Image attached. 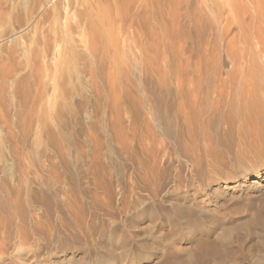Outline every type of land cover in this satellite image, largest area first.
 <instances>
[{
    "label": "rangeland",
    "instance_id": "374dc122",
    "mask_svg": "<svg viewBox=\"0 0 264 264\" xmlns=\"http://www.w3.org/2000/svg\"><path fill=\"white\" fill-rule=\"evenodd\" d=\"M50 1L49 0H0V39H1L0 40V64H1L0 66L1 67L4 65L7 66L8 69L11 70L13 73V74H10L12 79L10 78V75L8 76L9 78H7V76H6L5 78L3 77L4 78L3 79L1 77L2 69L0 67V69H1L0 70L1 71L0 77L3 80L1 83V79H0V90H1L0 92L3 93V94L0 93V96H1L0 97V105H1L0 106V175L2 176L0 178V181L7 182L12 187H15L17 185L16 183H18V180H16V179L19 177V170H18V165H17L19 162L17 160H15V162L17 161V163H15L14 160L13 161L11 160L12 157H10L11 156L10 155L11 150H14V148H15L12 144L15 145V143H16L15 150L19 149L18 151H21V152L23 151L22 154L25 156L23 159V162L26 165H28L29 168H31V173L28 176V180L30 181V183H29V186H27V189L29 188L30 190L27 191V189H26V194H27L26 197L28 198V200L30 202L28 207H27L28 213L30 214L31 218L33 217L32 220H34L33 221L34 227L31 225L29 227V225H28V229H29L28 230V242L29 243L26 244V245H28V247L26 245L23 246V247H26L27 249L26 248L24 249L21 247L19 249V250H21V252H19V250L16 249L17 241L13 240L12 245L14 244L13 246L15 248L12 247L10 249H12V250L15 249V250L13 252H12V250H9L7 256L5 255L6 256L4 258L5 260L0 259V264H5V263L10 264L11 261L12 262L14 261L15 263H18V264H30L32 262H33L32 264H56V263L58 264L61 262L68 263L69 259H71V261L73 260L71 262L72 264H96L99 261L103 260V257L108 256L110 253H112L113 255L115 254L116 256L117 255L119 256V254L121 255V253L123 252V246L122 245L124 244V241H126V239L128 240V238L130 239V240H128V243L130 244V248H132L133 250L130 249L131 251L129 252L128 257L125 256L123 258V261L125 260L124 262L127 264H147V262H151V261H149V258H148L149 257L148 255L151 252V250H150V248H148L147 245H149L152 242V239H151L152 237H150L146 234L145 229L147 226L151 225V223H150L151 217L148 215H144L142 217V219L138 220V223H139L138 224L139 227H137L138 230L137 229L133 230L134 228L128 229L126 227V224H124V223L126 221V217L130 218L133 214L131 215V213H125L126 210H124L123 204L120 203L119 201H117L118 200L117 196L120 193L119 184H116L117 181L114 179L113 188L115 187L114 193L116 191L118 194L117 193L114 194L113 198H111L114 201H112L110 199V197L106 196V194H104L102 192L101 189H99L98 187L96 188V185L94 187L95 183H93L92 179L90 180L89 178H86L84 175L78 176L73 170L66 171L64 169V171H63V168H61V165L59 164L60 161L58 159L59 157H58V153H57V151H58L57 148H59V145L61 146L62 139L67 138V137H73V138L75 137V135L78 131L77 117H79L80 112H83L85 110L84 111L85 112V119L83 118L84 119L83 120L84 121L83 126H84L85 131H87L89 126L92 124V122L93 121L96 122V119H98V118H99L98 119L99 124L102 122L100 124L101 127H105L104 125H106L105 122L107 121V119L105 118V114L102 113L99 116L96 115V113H94V107H95L94 105H97V103H99V104H101V106H103V105L106 106L108 101L113 100V98H112V97H114L113 93L114 94L117 93V94H115V96H117L127 86L128 87L130 86L129 88H131V89L137 88V87L147 89V87H148L147 90L152 91V92L155 91L154 89L158 88V81L156 78L157 77L156 69L159 66L160 53L157 54V48L159 50L158 52H160V50L162 52L163 44L168 43V40H164L161 38V35L163 34V32H162V28H161L159 22L163 21L164 25H166L169 29L174 28L173 30L175 31V37L173 38V43L175 44L176 48L178 50H180V51H178V52H180V54L177 55V53H176L175 56H173V57L168 56L169 59L167 58L169 60L168 61L169 63L165 69H166L167 74L170 77L172 76V81H170V84H168V88L170 90H175V88H176L175 87L176 76H179L180 78L184 77V80L185 79L187 80L189 75H191V73L194 70L195 71L197 70L198 75H201L202 78L206 79V78L211 77V79L213 80L215 76H219V77H221V79H223L222 81H227L225 84L223 83L224 86L221 89L220 104L222 105L221 109L223 110L224 115L227 117L229 115L231 116V114H232V115H234V119L231 120V122L229 121V123H228L229 125L228 124L221 125L219 135H217V136L215 135L216 137L214 136V138H212L214 140L211 139L213 142L212 141L209 142L210 140L205 141V139L199 140V142H202L201 144L198 142V140L195 142L197 147H199L201 145L200 146L201 150H199L200 147L198 148V150L200 151L201 154L204 153L205 150H207L206 149L207 147H209V149L212 150L215 147V145H217L215 148L218 151H216V149L214 148L216 152L213 149L212 152H214V153H212L210 155L209 154L205 155L203 158V161L206 160L207 163L203 162L201 167L203 168V165H204V167H205L204 170L210 169L211 176L213 174L212 178L216 181L218 180L217 182L220 183L219 186H221V187H224V186L228 187V186L236 183V181L243 182L244 181L243 174L245 172H248V174H253L255 170H258V169L264 170V106L261 107V110H260L261 112L259 111L260 112L259 115H258V113L256 114V118L252 119L250 117V116H252L251 115L252 110H251V108H245L244 103L242 101L243 96H242L241 90L244 87H241V82H240V77H239L241 74H246V73L249 75H252V73L255 69H257L259 71L260 77H262V76L264 77V61L261 58V56L257 57L258 45H257V41L254 39V37H255L254 32H256L255 29L257 26L255 25V23H253V20L250 17V15H251L250 12H252L254 10L250 6V3L246 4L247 2L245 0H242V1L241 0H234V1L230 0L231 1L230 7H226L228 9L224 10L225 13L222 15V18H220V20L217 24V27L214 29V26H212V23L209 21L210 18L213 17V10L211 8H204L203 7V4H204L203 0H189V1L188 0H174L175 3L174 2H172V3L168 2V4H167V1H170V0H166V1L164 0V3L161 2L162 0H138V1L133 0L132 2H130L131 0H122V2H119L120 0H112V1L111 0H101L102 3L105 4L104 5L106 7L105 9H107L106 12H109L108 13L109 15L104 13V14H102V16H100L102 19V22L106 20L105 22H107V29H112V31L115 30L114 31L115 33H116V30H117V32L126 30L127 36H129V39H130V41H129V39H128V41L132 45H130L128 47V48H130V51H128L124 55L111 54L112 56L111 55H104L105 57L103 55H101V57L96 56L98 58L99 62L97 61L96 57L94 58L95 60L94 59L92 60V61H94L93 67H94V71L96 74L95 80L97 79L96 83H95V81L90 79V75H88L89 72L88 71L86 72V69L88 70V67H85V66H87L88 60L91 61V58H87L88 56H87V53L85 52L84 47H81L80 51H77V52L72 50V46L79 47V46L83 45V42L81 41V40H83L82 35H84L85 31L87 32V30L89 29V27L91 25V19H90V16L88 14V11H86L85 8H80L81 0H72V1L71 0H59V1L58 0H50ZM134 1H136L135 4L137 3L136 6H134L135 5ZM182 1H183V3H182ZM226 1H228V0H226ZM115 2L118 4V6ZM39 3H40V5H39ZM60 4L62 6H60ZM138 4H139V6H138ZM170 4H171V6H170ZM119 5H121V6H119ZM72 6H73V8H72ZM255 6H253V8H257V6L256 7ZM134 7H136V9ZM137 7H140V8H137ZM262 7L264 8V3H262ZM192 8H193V10H192ZM243 8H246V10L248 12L247 11L242 12ZM64 9H66V11ZM119 9L122 11L119 12ZM52 10H53V12H52ZM54 10H56V11L54 12ZM132 11L134 13H132ZM71 12H73V13H71ZM121 13H122V15H121ZM129 13H130V16H128ZM115 14H117L119 16V18ZM135 15L137 16V18ZM43 16L45 19L43 18ZM108 16H109V19H108ZM113 16H115L117 18H115ZM192 16H194V17H192ZM40 18H42V21ZM95 18L97 20L101 21V19L99 17H95ZM196 19L201 20L200 21V25H201L200 29L203 30V32H204V35L202 38L198 37V35H197L198 33L196 30L195 24H193V23H195L194 20H196ZM30 20H32V21L30 22ZM114 20L116 22H114ZM40 21L42 23H39ZM133 21L134 22L136 21L135 23L139 26L135 27L136 24L133 23ZM138 21L140 22L141 25L139 23H137ZM204 21H206V22H204ZM81 22L84 24H82ZM240 22L244 23V25H245L244 29H246V31H240L239 25H238ZM142 23H143V25H142ZM131 25H132V27H131ZM63 26H64V28H63ZM133 26H134V28H133ZM39 27H40V29H39ZM137 27L139 29L138 31H137ZM82 29H84V30H82ZM19 30H21V31H19ZM75 30H77V31H75ZM217 30L221 33V35L220 36L218 35V37H216L217 35L215 33V31H217ZM9 31H11V33ZM51 31H52V33H51ZM19 32H21L20 35H19ZM29 32L31 34H29ZM73 33L76 35H73ZM10 35H12V36H10ZM31 35H33V36H31ZM77 35L79 36V38ZM153 35H155V37ZM27 36H29V38ZM45 36L47 37V39ZM7 37H9V38H7ZM4 38H7L5 40H6V42L8 41L7 44L9 43L7 48H6L7 44H6L5 40H3ZM16 38H17V40H16ZM37 38H39V39L37 40ZM42 39H44V40H42ZM50 39H52V40H50ZM76 40H77V43L79 46L77 45ZM43 41L50 44V45L47 44L48 47L51 46L50 48H47V49H50L51 52H49V54L52 53L51 56L54 59L52 57H50L48 59L52 58L54 60L53 63H52V59H51V61L48 60V62L50 61L51 63L50 62H49V64L46 63L47 62V56L49 57L50 55H48V51H47V49H45L47 46L44 48L46 43H44ZM139 41L141 43L143 42L142 48L146 51L141 49V45H140L141 43ZM39 42H41V44H45V45H41V46H42V48H44L47 51L46 52L47 56L43 52L44 49L42 50L41 48H39V47H41ZM132 42L134 43V45ZM36 44H38L39 46ZM63 44H65V45H63ZM146 45L148 47L150 46L151 48L150 47L148 48ZM137 46H138V48H137ZM57 47H58V49H57ZM12 48H13V50L15 48L14 51L17 50V52H18V53L16 52L14 54V57H13V55H10ZM33 48H34V50H33ZM152 48H154V49H152ZM35 49L37 50L36 53H35ZM52 49H54V50L52 51ZM134 49H136V50H134ZM5 50L6 51L8 50V52H6ZM55 50H56V52H54ZM134 51L137 53V55ZM138 51H139V53H138ZM31 52L34 54H32ZM57 52H59V53H57ZM65 52H66V54H65ZM78 53L82 54V57L80 55V57H78V59L79 60L84 59L83 61H85V63L83 61H82L83 62L82 63L81 61H79L76 58L77 56H79ZM256 53H257V55H256ZM35 55H37V56H35ZM146 55L148 58V63H149L148 65L149 66H147V60L145 58ZM40 56H41V58H40ZM43 56H44V58H43ZM83 56H85V57H83ZM11 58H13V59H11ZM85 58H87V60ZM99 58H102L103 60H101ZM122 59H123V62H121ZM138 59H139V61H137ZM255 59H256V61H254ZM4 60H5V62H4ZM11 60L12 61L14 60L13 64H12ZM38 60L40 62H37ZM240 61H242L243 64H245V70H239L240 66H242L241 65L242 62H240ZM63 62H65V63L63 64ZM79 62L81 63L82 66L79 64ZM24 63H25V65H24ZM33 63H34V65H33ZM38 63L40 65L41 64L42 65L41 66L38 65ZM141 63H143V64H141ZM8 64H9V66H8ZM14 64H15V66H14ZM19 64L21 65V67L19 66ZM54 64H56V65H54ZM101 64H102V66H101ZM127 64H128V66H127ZM152 64H153L154 68H153ZM142 65H144V69H143ZM49 66H51L52 69L54 68L53 71L55 73L53 71L50 72L51 68ZM58 66L60 68H58ZM136 66L138 68L140 66L141 68L138 69ZM99 67H101V68H99ZM110 67H113V68H111L112 71H111ZM149 67H151V69ZM47 68H48V70L50 68V70L47 71L46 70ZM84 68H85V70H83ZM117 68H118V71H117ZM126 68L128 70H126ZM133 68L135 69V71ZM103 69L106 70V72ZM129 69L132 72V74H130L131 72H128V73L123 72V70L126 72L129 71ZM15 70L17 73L13 72ZM69 70H70V72H69ZM38 71H39V74H41L39 76H37ZM242 71H245L246 73H243ZM42 72L44 73V75ZM47 72L50 74H48ZM98 72H100V73H98ZM109 72H111V73L109 74ZM137 72H138V74H137ZM142 72L144 73V76H142V74H143ZM171 72L174 73V76L171 75L172 74ZM69 73H71V74H69ZM86 73H87V75H85ZM101 73L103 74V76L105 75L106 77H103ZM236 73H238L237 74L238 76H236ZM247 74H246V78L248 77ZM12 75H14V76H12ZM70 75H72V76H70ZM80 75L82 76V79H81ZM99 75H101V76H99ZM109 75L111 77H109ZM148 76H150V77H148ZM72 77L75 79V81H73L74 79ZM79 77H80V79H79ZM99 77H103V78H99ZM106 78L110 82V83H108V85H107V80H105ZM102 79H104V80H102ZM128 79L130 82L128 81ZM43 80L44 81L46 80V81L44 82ZM99 80H101V81H99ZM143 80H145V81L143 82ZM51 81H52V83H51ZM98 81L101 82L102 84L104 82V84L102 85ZM105 82H106V85H105ZM50 83H51V86H50ZM91 84H93V85H91ZM1 86H4L5 89L2 88ZM97 86H99V89H97ZM106 86L109 87V90L104 89V88H106ZM119 86L122 88V91H121V88ZM143 86H145V87H143ZM15 87H17L16 90H15ZM114 87L115 88L117 87V89H114ZM128 87H127V89H128ZM185 87L188 88L187 86H185ZM38 88H40V89H38ZM42 89L43 90L45 89V90L43 91ZM112 89H113V91H112ZM40 91L47 93L49 97L47 96V94L45 95V93L43 94V95H45V97H44L43 95H41L42 93ZM103 91H104V93H103ZM107 91L108 92L110 91V92L108 93ZM116 91H118V92H116ZM86 92H89V95H87ZM98 92H99V94H98ZM111 92H113V93H111ZM262 92L264 95V87H262ZM79 93H80V95H79ZM103 94L106 97L109 95L107 97L108 99ZM26 95L28 97H26ZM68 95L69 96L71 95V96L69 97ZM90 95H92V96L90 97ZM110 95H111V98H110ZM38 96H40L39 100H38ZM102 96H103V98H102ZM47 97L51 100H49V99L46 100ZM86 97L88 99H91V100L86 99ZM67 98H69V99H67ZM18 99H20V100H18ZM30 99H31V101H30V103H28V101ZM34 99L36 100V102H34L35 101ZM103 99L105 101V104L103 103L104 102ZM42 100H44V101H42ZM83 100L87 104L84 103ZM19 101H21V102H19ZM5 102H7V103H5ZM34 103H37L38 106ZM88 103H90L89 106H88ZM79 104H80V106H79ZM81 104L83 106L85 105L86 107L85 106L82 107ZM34 105H36L37 108ZM5 106H6V108H4ZM77 106H79L80 109ZM104 106H103V108L107 107V106L106 107H104ZM32 107L33 108L35 107L36 109L35 108L31 109ZM90 107H92V109ZM59 109H60V111H59ZM89 109H90V111H89ZM79 110H81V111H79ZM3 111H6V112H3ZM30 111H32L33 113ZM6 113H7V115H6ZM27 113L31 117L28 116ZM51 113H53V114H51ZM76 113H77V117H76ZM169 114L173 115L172 112H170ZM101 115L104 116V118H102ZM57 116H59V117H57ZM97 116H98V118H96ZM56 118L61 119L60 120L61 122L59 121V119H57L60 122V123L59 122L57 123ZM101 118L103 119V121ZM105 119H106V121H104ZM40 120H41V122H39ZM3 121L5 123H3ZM9 121H10V123H9ZM26 121H27V123H26ZM16 122H18L19 124ZM75 123H76L75 126L77 128L74 126ZM24 124L26 126H24ZM60 124L62 125V127ZM68 125H70V126H68ZM11 126H12V128H11ZM74 128H76L77 130ZM25 131L27 133H25ZM61 132L63 135H61ZM51 133H55V134H51ZM158 135H159V133H158ZM25 137H26V139H25ZM27 137H28V139H27ZM50 137H52V138L50 139ZM102 137H103V135L101 136V142H103L102 144H104V142L106 141V137H104V139ZM43 140H44V142H43ZM46 140H48V141L45 143ZM53 140H54V143L52 145ZM55 140H57V141L55 142ZM215 141H216V143H215ZM217 142H218V144H217ZM207 143L208 144L211 143V144L208 146ZM214 143H215V145H214ZM56 144H58V145H56ZM206 144H207V146H206ZM50 145L52 148L48 147ZM12 146H13V149H10ZM53 146H54V149L56 148L55 149L56 151H54ZM212 146H214V147H212ZM210 147H212V148H210ZM22 148H23V150H21ZM24 149L26 151H24ZM31 149H33V150H31ZM35 150H36V152H35ZM85 150L88 152H91V150L89 148H87V146H86ZM32 151H34L35 154L32 153ZM25 152L26 153L28 152V155L27 154L25 155ZM71 152L73 153V149L71 150ZM102 153L107 154V151L103 148ZM213 154L214 155L216 154L217 157L216 156L212 157ZM32 155H33V158L31 157ZM35 155H37V156H35ZM43 155H45V156H43ZM72 155L74 157L75 153H73ZM28 156L30 158H28ZM208 156H210V159H208L210 162H212V158H213V160L216 158L215 161L217 162L216 165L214 164L215 161L212 162L213 164L211 166H209L210 168L207 167L208 166L207 164H209V161L207 160V158H209ZM218 157H220V158H218ZM43 158H45L46 160ZM48 158H50V159L48 160ZM31 159L32 160L35 159L33 161V163H35V164L29 163V162H31ZM103 159H104L103 162L105 164L109 165L108 157H104ZM217 159H219V160L217 161ZM51 160H54V164H56L57 169H56L55 175L51 176L49 174L51 176L49 179L48 173L41 174L40 169L43 165L46 164V161L48 162L47 164H49V161H51ZM219 161L221 163H219ZM51 162H53V161H51ZM223 162H224V164H222ZM218 163H219V165H218ZM14 164H16V165H14ZM47 164L45 166H47ZM213 165H215L216 167H213ZM206 168H208V169H206ZM190 169L191 168L189 166L188 171ZM188 171H186V173ZM213 171H214V173H213ZM17 173H18V177L16 178ZM34 173H37L41 177L43 176L42 178H44V180H47L46 182L49 183L48 185H50V183H52L51 186H48V187H44L41 185L39 186V181L34 179ZM71 174L72 175L74 174V175L70 176ZM53 177L56 178V180H57L56 183H54ZM78 177L80 178V181H79ZM250 177H253V176L250 175ZM58 178L60 181H58ZM77 180L80 183L77 182ZM74 182L75 183L77 182L76 183L77 185ZM78 183H79V185H78ZM30 184H31V186H30ZM114 185H118V186H114ZM263 185H264V182H263ZM92 186H93V188H92ZM40 187H42L43 189ZM117 189H118V191H117ZM94 190L96 191V194L100 197H98L96 194H93V193H95ZM31 191L34 194L31 193ZM61 193H63V194H61ZM87 193L88 194L90 193V194L88 195ZM85 194H86V196H85ZM34 196H35V198H34ZM96 196H97L98 200L96 199ZM101 197H103V198H101ZM136 197L133 194L132 198H131V200L134 198V201L132 200L134 204H136L138 202L137 201L138 198L136 199ZM99 198H100V200H99ZM46 199L49 200L50 203H52L51 207H49L50 212L48 211V207L44 204V201ZM50 199L52 200V202ZM55 199H56V201H55ZM70 199H72V200H70ZM108 199H110V200H108ZM68 200H70V202H68ZM92 201L95 203L93 204ZM57 202H58V205H57ZM59 202H60V204L63 205L64 208L62 207V205L59 204ZM117 202H119V203H117ZM239 202H240V200H239ZM239 202H238L239 205H237L238 207H235V205H234L235 209L236 208L242 209V210L238 209L239 211L236 209L237 212L236 211L234 212V214H235L234 217L236 218V220L237 219H243L244 220L246 218L248 219V218H250V216H251V218L256 217L258 219L257 220V222H258L257 227L259 226L258 228L260 231V229L262 228V225L264 224V187L260 188L259 192H256V195H254V196L252 195V193H249V192L244 193L243 192L242 197H241V202H240L242 204V206L240 205ZM247 202H249V204ZM66 203H68V204H66ZM71 203H72V205H71ZM107 203H109V204L107 205ZM30 204H32V205H30ZM54 204H56V205H54ZM66 205H68V207H66ZM69 205H70V207H69ZM100 205H102V206L97 207ZM112 205H114V206H112ZM30 206H31V209H30ZM107 206L110 207L109 208L110 210H107L108 209ZM34 207H36V208H34ZM121 207H123V209H121L122 211L120 210ZM234 207H233V209H234ZM242 207H244V208H242ZM33 208H34V211L36 210L35 212L32 211ZM61 208H62V210H61ZM111 208H113V209H111ZM80 209L82 210L81 212H80ZM30 210H31V212H30ZM111 210L113 211L112 213H110ZM32 212L34 215L32 214ZM101 212L105 213V215L102 214ZM114 212H116V213H114ZM240 212L243 213L244 217L242 215H241L242 217L240 216V214H242ZM132 213H133V211H132ZM76 214L78 217L76 216ZM80 214L82 216H80ZM236 214L238 215V217H236ZM42 216H43V218H42ZM35 218H37V219H35ZM83 218H85V220H81V222H80L79 220L83 219ZM123 219H125V221ZM30 220L31 219H29V221ZM39 220H40V223L37 222ZM84 221H85V223H84ZM46 222H47V224H46ZM83 223L85 224V226ZM28 224H30V223H28ZM39 226H40V228H39ZM42 228H44L45 230H41ZM81 228H82V230H81ZM139 228H140V231H139ZM36 229H38V230H36ZM32 230L33 231L36 230V232L38 231L37 234H35V232H33ZM127 230H129V231L132 230V231L129 232ZM32 232H33V235L35 234L34 238L32 237ZM131 232H133V233H131ZM137 232H138V234H137ZM260 232L262 233V231H260ZM30 233H31V235L29 237ZM38 233H40V234H38ZM144 234H145V236H144ZM118 235H120V236L118 237ZM113 236H115L116 238ZM121 237H123V238L121 239ZM137 237H138V239H137ZM142 237H145V239ZM139 242L142 243V248H141V245ZM235 246H237V245L235 244ZM134 247L136 250L134 249ZM101 249H102V251H101ZM25 250H28V251H25ZM104 250H106V251H104ZM246 250H244V251H246ZM16 251L18 252L19 255L17 254ZM41 251H43V252L41 253ZM244 251L242 254H244V255L250 254V253H248V250H247V252H244ZM44 252H45V254H43ZM13 253H15L16 255ZM96 253H98V254H96ZM48 254L49 255L51 254V255L49 256ZM101 254H102V256H101ZM11 255L15 256L16 259L14 260V257ZM35 255H37V256H35ZM38 255L39 256L41 255V256L39 257ZM8 257H9V259L6 260ZM132 257H133V259H132ZM130 258H131V260H130ZM22 259L26 260V261H24L22 263V261H23ZM118 259L119 258H116L111 264L120 263L121 260L119 261ZM15 263H13V264H15ZM71 263H69V264H71Z\"/></svg>",
    "mask_w": 264,
    "mask_h": 264
},
{
    "label": "bare ground",
    "instance_id": "6f19581e",
    "mask_svg": "<svg viewBox=\"0 0 264 264\" xmlns=\"http://www.w3.org/2000/svg\"><path fill=\"white\" fill-rule=\"evenodd\" d=\"M132 1L133 0H131L130 2H132ZM231 1L230 0H228V1H226V0H203V3H204L203 7L204 8H211L213 10V17L210 18L209 21L212 23V26H214V29L217 27V24H218L220 18H222V15L225 13L224 10L228 9L226 7H230ZM245 1L247 2L246 4L250 3V6L254 10L252 12H250V11L249 12L251 14L250 17L253 20V23H255V25L257 26L255 29L256 32H254L255 33L254 39L257 41V45H258V47H257L258 48V50H257L258 55H257V53H256V55H257V57L261 56V58L264 61V8L262 7V3H264V0H245ZM119 2H122V0H120ZM135 2L136 1H134V4H135ZM161 2L164 3V0H162ZM168 2H170V3L174 2L175 3L174 0L173 1L172 0L167 1V4H168ZM40 3H39V5H40ZM182 3H183V1H182ZM136 4L134 6H136ZM104 5L105 4H103L101 0H81L80 8H85L86 11H88V14H89L90 19H91V25H90L89 29L87 30V32L85 31L84 35H82L83 40H81V41L83 42V45L79 46L77 43V40H76V43L79 47L72 46V50L76 51V52L80 51L81 47H84L85 52L87 53V56H88V57L87 56L86 57L91 58V61L88 60L87 66H85V67H88V70L86 69V72L87 71L89 72L88 75H90V79L95 81V83H96L97 79L95 80L96 74H95L94 67H93L94 61H92V60L96 56L101 57V55H103V56L104 55H111V54L124 55L128 51H130V48H128V47L130 45H132L129 42L130 39H129V36H127L126 30L125 31H119V32H117V30H116V33H115L114 32L115 30L112 31V29H107V22H105L106 20L102 22V19L100 16H102V14H104V13L105 14L109 13V12H106L107 9H105L106 7ZM255 5L257 6V8H253V6H255ZM60 6H62V5L60 4ZM117 6H118V4H117ZM119 6H121V5H119ZM138 6H139V4H138ZM170 6H171V4H170ZM72 8H73V6H72ZM134 8L136 9V7H134ZM137 8H140V7H137ZM64 10L66 11V9H64ZM192 10H193V8H192ZM55 11L56 10H54V12ZM121 11L122 10L119 9V12H121ZM246 11H247L246 8H243L242 12H246ZM52 12H53V10H52ZM71 13H73V12H71ZM130 13L128 16H130ZM132 13H134V12L132 11ZM115 15L118 16L117 14H115ZM121 15H122V13H121ZM95 17H99L101 19V21L97 20ZM113 17H115V16H113ZM192 17H194V16H192ZM43 18H44V16H43ZM115 18H117V17H115ZM118 18H119V16H118ZM136 18H137V16H136ZM40 19L42 21V18H40ZM108 19H109V16H108ZM31 21L32 20H30V22ZM41 21L39 23H42ZM139 21L137 23L140 24ZM194 21H195V23H193V22L192 23L195 24V27H196V30L198 33L197 35H198V37L202 38L204 35V32H203V30L200 29V26H201L200 21L201 20L196 19ZM114 22H116V21L114 20ZM135 22L133 21V23H135ZM204 22H206V21H204ZM82 24H84V23H82ZM159 24H160V26L162 28V32H163V34L161 35V38L164 40H168V43L163 42L164 44H163L162 52H161V50H160V52H158L159 50L157 48V54L160 53L159 66H158V68L156 67L157 68L156 69V75H157L156 78L158 81V88L154 89L155 91L152 92V91L147 90L148 87H147V89H143V88H139V87L131 89V88H129L130 86L129 87L127 86L128 87V89H127V87L124 85L126 88L122 91V88L119 86L121 88L122 92L120 91L121 93L117 96H115V94H117V93L114 94L113 92H111V93H113L114 97H112L113 98L112 101L107 102V105H106L107 107L103 105L106 108H103V106H101V104H99V103H97V105H94L95 106L94 107V113H96V115L99 116L102 113L105 114V118L107 119V121H106V119L104 120V121H106L105 122L106 125H104L105 127H101L100 124L102 122L100 121L101 123L99 124V122H98L99 118L97 116L96 118H98V119H96V122L93 121L92 124L89 126L88 130L85 131L84 126H83V122H84L83 120L85 119V112H84L85 110L82 108L84 111L80 112V115L78 114L79 117H77V113H76V117L78 120V123H77L78 131H77V133L74 131L76 133L75 137L74 138L73 137H67V138L62 139L61 146L59 145V148H57L58 149L57 153H58V157H59L58 159L60 161L59 164L61 165V168H63V171H64V169L66 171L73 170L78 176L84 175L86 178H89L90 180L92 179L93 183H95L94 187L96 185V188L98 187L99 189H101L102 192L104 194H106V196L110 197V199L113 198L115 193H117L116 191L114 193L115 187L113 188L114 179H115L117 181L116 184H119V188H120V193L119 194L117 193L118 194V196H117L118 200L117 201H119L120 203L123 204L124 210H126L125 213H131V215L133 214L132 216L130 215L131 216L130 218L126 217V221H125V219H123L125 221L124 224H126V227L128 229L134 228L133 230H136L137 227H139L138 226V224H139L138 220L142 219V217L144 215H148L151 217V220H150L151 225L147 226L145 229L146 234L148 236L152 237L151 238L152 242L149 245H147L148 248H150V250H151V252L148 255L149 261H151V262H147V264H264V224L262 225V228L260 229V231H262V233H261L259 231V228H258L259 226L257 227V225H258L257 220L258 219L256 217L251 218V216H250V218H248V219L246 218L244 220L243 219H237L236 220V218L234 217L235 216L234 212L236 211V209L237 210L239 209V208L235 209V207H238L237 205H239L238 204L239 200L241 202V197H242L243 192L244 193H246V192L252 193V195L254 196V195H256V192H259L260 188L264 187V185H263L264 170H261V169L255 170L253 174H248V172H245L243 174V176H244L243 182L236 181V183H234L228 187H225V186L221 187V186H219L220 183L217 182L218 180L216 181L212 178L213 174L211 176L210 169L206 168L208 170H204L205 169L204 165H203V168L201 167L203 162H206V160L203 161L204 156L207 154L210 155V154L214 153V152H212V150L217 146V145H215L216 141L214 143L215 147L212 146V147H214L212 150H210L209 147H207L206 148L207 150H205V152L202 153L203 155L199 151V150H201V147H200L201 145L199 146L200 147L199 148L195 144V142L197 140L199 142V140H202V139L203 140L205 139V141L210 140L209 142H211L212 140H214L212 138H214L215 135L216 136L219 135L221 125L228 124L229 121L231 122V120L234 119V115H232V114H231V116L229 115L227 117L224 115L223 110L221 109L222 105L220 104L221 89L227 81H222L223 79H221V77H219V76H215L213 80L211 79V77L205 79V78H202L201 75H198L197 70L196 71L194 70L191 73V75H189L187 80L186 79L184 80V77H182V78H180L179 76H176V78L174 77L176 88H175V90H170L168 88V84H170V81H172V76L170 77L167 74L165 68L168 66V63H169L168 62L169 61L168 56L173 57L176 55V53L178 55V54H180V52H178L180 50H178L176 48L175 44L173 43V38L175 37V31L173 30L174 28L173 29L170 28L171 29L170 30L166 25H164L163 21L159 22ZM142 25H143V23H142ZM238 25H239L240 31H246V29H244L245 25L243 22H240ZM136 26H139V25L136 24L135 27ZM131 27H132V25H131ZM63 28H64V26H63ZM133 28H134V26H133ZM39 29H40V27H39ZM82 30H84V29H82ZM138 30L139 29L137 27V31ZM11 31H9V32L11 33ZM19 31H21V30H19ZM75 31H77V30H75ZM20 33L21 32H19V35H20ZM51 33H52V31H51ZM74 33H73V35H76ZM215 33L217 35L216 37H218V35L219 36L221 35V33L218 30L215 31ZM29 34H31V33L29 32ZM33 35H31V36H33ZM10 36H12V35H10ZM153 36L155 37V35H153ZM9 37H7V38H9ZM27 37L29 38V36H27ZM7 38H4L3 40H5ZM78 38H79V36H78ZM38 39L39 38H37V40ZM44 39H42V40H44ZM46 39H47V37H46ZM128 39H129V41H128ZM16 40H17V38H16ZM50 40H52V39H50ZM5 42H6V40H5ZM7 42H6V44H7ZM39 43H40V46L45 45V44H41V42H39ZM44 43H46V42H44ZM8 44L6 45V48H7ZM47 44L50 45L49 43H46L44 48L47 46ZM142 44H143V42L140 44L141 49H143ZM36 45H38V44H36ZM63 45H65V44H63ZM133 45H134V43H133ZM50 47L47 46L45 49L50 48ZM39 48H41L42 50L44 49V48H42V46ZM137 48H138V46H137ZM45 49L43 50V52L46 54V52L48 51V55H50L48 57L46 54V56H47V62L46 63L49 64V62L53 58L51 56L52 53L49 54V52H51L50 49H47V51ZM57 49H58V47H57ZM136 49H134V50H136ZM152 49H154V48H152ZM14 50H15V48H14ZM14 50L12 48V51L10 54V55H13V57H14V54L17 52V50L16 51H14ZM33 50H34V48H33ZM53 50L54 49H52V51ZM36 51L37 50L35 49V53H36ZM144 51H146V50H144ZM6 52H8V50ZM54 52H56V50ZM57 53H59V52H57ZM138 53H139V51H138ZM32 54H34V53H32ZM65 54H66V52H65ZM80 55L82 57V54H79V56H77L76 58L78 59V57H80ZM136 55H137V53H136ZM35 56H37V55H35ZM50 57H52V58L48 59ZM83 57H85V56H83ZM40 58H41V56H40ZM43 58H44V56H43ZM87 58H85V59L87 60ZM145 58L147 60V66H149L147 55ZM11 59H13V58H11ZM53 59H52V63L54 61ZM99 59L103 60L102 58H99ZM139 59L137 61H139ZM48 60H50V61L48 62ZM83 60L84 59H82V60L80 59L79 61L82 62ZM13 61H12V64L14 63ZM97 61H98V58H97ZM254 61H256V59ZM4 62H5V60H4ZM37 62H40V61L38 60ZM83 62L85 63V61H83ZM121 62H123V59ZM240 62H242V61H240ZM64 63L65 62H63V64ZM20 64H19V66L21 67ZM79 64L81 65L80 62H79ZM141 64H143V63H141ZM24 65H25V63H24ZM33 65H34V63H33ZM38 65H40V64L38 63ZM54 65H56V64H54ZM241 65L242 66H240L239 70H245V64H243V62H242ZM8 66H9V64H8ZM14 66H15V64H14ZM51 66H49V67L51 68ZM59 66H58V68H60ZM101 66H102V64H101ZM127 66H128V64H127ZM140 66H139V68H141ZM142 66L144 69V65H142ZM152 66H153V64H152ZM50 68H49V70H50ZM99 68H101V67H99ZM111 68H113V67H110V69ZM149 68L151 69V67H149ZM153 68H154V66H153ZM1 69H2V72L1 71L0 72L2 74L1 73L0 74H1L2 78L3 77L5 78L6 76H7V78H9L8 76L10 74H13L12 71L9 70L8 67L5 65L2 66ZM53 69L51 68L50 72H52ZM46 70L49 71L48 68ZM83 70H85V68ZM126 70H128V69L126 68ZM104 71L106 72V70H104ZM111 71H112V69H111ZM117 71H118V68H117ZM134 71H135V69H134ZM13 72L17 73L16 70ZM69 72H70V70H69ZM123 72L128 73L131 71L129 69V71L126 72L123 70ZM242 72L246 73L245 71H242ZM98 73H100V72H98ZM110 73L111 72H109V74ZM171 73H172L171 75L174 76V73L173 72H171ZM48 74H50V73H48ZM69 74H71V73H69ZM130 74H132V72ZM137 74H138V72H137ZM237 74L238 73H236V76H238ZM246 74H241L239 76L240 82H241V87H244L241 90V93L243 96L242 101L244 103L245 108H251V110H252L251 115L252 116H250V117L253 119V118H256L257 113L259 115V113L261 112L260 111L261 107L264 106L263 105L264 104V95L262 92V87H264V77L263 76H262L263 78L260 77L259 71L257 69H255L253 71L252 75L247 74V76H248L247 78H246ZM39 75H41V74H39V71H38L37 76H39ZM43 75H44V73H43ZM85 75H87V73ZM12 76H14V75H12ZM70 76H72V75H70ZM99 76H101V75H99ZM102 76H103V74H102ZM142 76H144V73L142 74ZM1 77H0V79H1ZM103 77H106V76L104 75ZM103 77H99V78H103ZM109 77H111V76L109 75ZM148 77H150V76H148ZM10 78L12 79L11 75H10ZM79 79H80V77H79ZM81 79H82V76H81ZM102 80H104V79H102ZM105 80H107V78ZM2 81L3 80L1 79V83H2ZM73 81H75V79ZM99 81H101V80H99ZM128 81H129V79H128ZM144 81L145 80H143V82ZM51 83H52V81H51ZM51 83H50V86H51ZM99 83L102 84L101 82H99ZM108 83H110V82L107 80V85H108ZM103 84H104V82H103ZM91 85H93V84H91ZM105 85H106V82H105ZM185 86H187L188 88H186ZM1 87L5 89L4 86H1ZM143 87H145V86H143ZM16 88L17 87H15V90H16ZM40 88H38V89H40ZM97 89H99V86H97ZM104 89L109 90V87L106 86V88H104ZM114 89H117V87L116 88L114 87ZM112 91H113V89H112ZM40 92L42 93L41 95H43L45 93L42 91H40ZM116 92H118V91H116ZM0 93H2V92H0ZM86 93H87V95H89V92H86ZM103 93H104V91H103ZM46 94L47 93H45V95ZM98 94H99V92H98ZM45 95H43V96L45 97ZM79 95H80V93H79ZM111 95H110V98H111ZM40 96H38V100L40 99L39 98ZM47 96H48V94H47ZM91 96L92 95H90V97ZM26 97H28V96L26 95ZM48 97L46 98V100L49 99ZM87 97H86V99H88ZM102 98H103V96H102ZM67 99H69V98H67ZM104 99H103V101H104ZM18 100H20V99H18ZM44 100H42V101H44ZM49 100H51V99H49ZM88 100H91V99H88ZM30 101H31V99L28 101V103H30ZM19 102H21V101H19ZM34 102H36V100ZM5 103H7V102H5ZM84 103H86V102L84 101ZM103 103L105 104V101ZM34 104L37 105V103H34ZM89 104L90 103H88V106H89ZM36 105H34V106L36 107ZM79 106H80V104H79ZM79 106H77V107H79ZM81 106L84 107L85 105L83 106L81 104ZM4 108H6V106ZM34 108L32 107L31 109H34ZM90 108L92 109V107H90ZM79 109H80V107H79ZM59 111H60V109H59ZM79 111H81V110H79ZM89 111H90V109H89ZM3 112H6V111H3ZM30 112H32V111H30ZM170 112H172L173 115H170L169 114ZM51 114H53V113H51ZM6 115H7V113H6ZM28 116H30V115L28 114ZM57 117H59V116H57ZM102 118H104V116H102ZM57 119H59V118H56V120ZM60 120L61 119H59V121ZM59 121L57 120V123ZM102 121H103V119H102ZM39 122H41V120ZM3 123H5V122L3 121ZM9 123H10V121H9ZM16 123H18V122H16ZM26 123H27V121H26ZM75 125H76V123L74 124V126ZM24 126H26V125L24 124ZM68 126H70V125H68ZM61 127H62V125H61ZM11 128H12V126H11ZM76 128H74V129H76ZM62 132H61V135H63ZM25 133H27V132L25 131ZM158 133H159V135H158ZM51 134H55V133H51ZM102 135H103V137H102L103 139H104V137H106V141L104 142V144H102L103 142H101V136ZM51 138L52 137H50V139ZM25 139H26V137H25ZM27 139H28V137H27ZM47 141L48 140H46L45 143ZM56 141L57 140H55V142ZM43 142H44V140H43ZM53 143H54V140L52 142V145H53ZM199 143L201 144L202 142H199ZM58 144H56V145H58ZM207 144H206V146H207ZM210 144H208V146ZM217 144H218V142H217ZM12 145L16 148V143H15V145L14 144H12ZM85 145L87 146V148H89L91 150V152H88L85 150V148H86ZM13 146L10 149H13ZM48 147H51V145ZM212 147H210V148H212ZM15 148H14V150H11V152H10L11 156L10 157L13 158V159L11 158L12 161L14 160V162H15V160H17L19 162L17 164L18 170H19V177H18V173L16 174V178L17 177L19 178V179L18 178L16 179V180H18V183H16L17 184L16 186L14 185L15 187H12L7 182L0 181V259H4L7 256L9 250H12L10 248L14 247L13 246L14 244L12 245L13 240L17 241V246H16L17 250H19L21 247L25 249L26 247H23V246L26 245L27 243H29L28 242V230H29L28 225H29V227H30V225L34 227V223H33L34 220H32L33 217L32 218L30 217V214L28 213V209H27L30 202H29L28 198L26 197V195H27L26 189L30 183V181L28 180V176L31 173V168H29L28 165H26L23 162V159L25 157L22 154L23 151L22 152L18 151L19 149L18 150L16 149L17 150L16 151ZM103 148L107 151V154L102 153ZM198 148H199V150H198ZM53 149H54V146H53ZM55 149H54V151H56ZM72 149H73V153H75L74 157L72 155L73 153L71 152ZM215 149H214V151H215ZM21 150H23V148ZM31 150H33V149H31ZM24 151H26V150L24 149ZM216 151H218V150L216 149ZM35 152H36V150H35ZM35 152L32 151V153H34V154H35ZM26 154L28 155V152L27 153L25 152V155ZM35 156H37V155H35ZM43 156H45V155H43ZM214 156H216V154L215 155L213 154L212 157H214ZM31 157L33 158V155ZM104 157H108L109 165H107L103 162ZM208 157L209 158H207V160L210 159V156H208ZM28 158H30V157L28 156ZM218 158H220V157H218ZM43 159H45V158H43ZM49 159L50 158H48V160ZM215 159L213 160V158H212V162H214ZM34 160L35 159H33V160L31 159V162H29V163L35 164V163H33ZM218 160L219 159H217V161ZM17 161L15 163H17ZM51 161H53V162H51ZM51 161H49V164H47L48 162L46 161L47 166H45L46 165L45 163H44L45 165H43L42 167L40 166L41 167V169H40L41 174L48 173V175L50 174L51 176L55 175L56 169H57L56 164H54V160H51ZM212 162L209 161V164H207L208 165L207 167L211 166L213 164ZM219 163H221V162L219 161ZM219 163H218V165H219ZM214 164L216 165L217 162L215 161ZM222 164H224V162ZM14 165H16V164H14ZM215 165H213V167H216ZM189 166L191 169L188 171ZM186 171H188V172L186 173ZM213 173H214V171H213ZM50 175L48 176L49 179L51 177ZM73 175L71 174L70 176H73ZM250 175H252L253 177H250ZM1 177L2 176L0 175V178ZM42 177L39 176L37 173H34V179L39 181V186L40 185L44 186V187L51 186L52 183H50V185H48L49 183L46 182L47 180H44V178H42ZM56 181H57L56 178H54V183H56ZM58 181H60L59 178H58ZM79 181H80V178H79ZM79 181L77 180V182H79ZM79 183H78V185H79ZM30 186H31V184H30ZM114 186H118V185H114ZM40 188H42V187H40ZM92 188H93V186H92ZM118 189H117V191H118ZM29 190L30 189L28 188L27 191H29ZM32 191H31V193H33ZM61 194H63V193H61ZM93 194H96V191ZM133 194L135 197L137 196L136 199L138 198L137 199L138 202L136 204L133 203L134 198L132 199L133 201L131 200ZM85 196H86V194H85ZM97 196H96V199L98 200ZM98 197H100V196H98ZM103 197H101V198H103ZM34 198H35V196H34ZM110 199H108V200H110ZM70 200H72V199H70ZM70 200H68V202H70ZM99 200H100V198H99ZM111 200L114 201L113 199H111ZM55 201H56V199H55ZM51 202H52V200H51ZM119 202H117V203H119ZM92 203L94 204L95 202L92 201ZM247 203L249 204V202H247ZM44 204L48 207V211L50 212L49 207H51L52 203H50V201L46 199L44 201ZM59 204H60V202H59ZM66 204H68V203H66ZM108 204L109 203H107V205ZM30 205H32V204H30ZM54 205H56V204H54ZM57 205H58V202H57ZM60 205H62V204H60ZM71 205H72V203H71ZM234 205H235V207H234ZM240 205L242 206L241 203H240ZM101 206L102 205L97 206V207H101ZM112 206H114V205H112ZM62 207H63V205H62ZM66 207H68V205H66ZM69 207H70V205H69ZM123 207H121L120 210L123 209ZM233 207H234V209H233ZM34 208H36V207H34ZM34 208L32 209V211H34ZM109 208L110 207H108L107 210H110ZM242 208H244V207H242ZM30 209H31V206H30ZM111 209H113V208H111ZM61 210H62V208H61ZM239 210H242V209H239ZM81 211L82 210L80 209V212ZM132 211H133V213H132ZM30 212H31V210H30ZM112 212L113 211L111 210L110 213H112ZM242 212H240V213H242ZM101 213L105 215V213H103V212H101ZM114 213H116V212H114ZM32 214H33V212H32ZM241 215L243 216V213L240 214V216ZM76 216H77V214H76ZM80 216H82V215L80 214ZM236 217H238L237 214H236ZM42 218H43V216H42ZM29 219H31V220L29 221ZM35 219H37V218H35ZM81 220H85V218L80 219L79 221L81 222ZM37 222L40 223V220ZM28 223H30V224H28ZM84 223H85V221H84ZM46 224H47V222H46ZM84 226H85V224H84ZM39 228H40V226H39ZM82 228H81V230H82ZM36 230H38V229H36ZM36 230H34V231L32 230V231L35 232V234H37L38 231L36 232ZM41 230H45V229L42 228ZM127 231H129V230H127ZM130 231H132V230H130ZM139 231H140V228H139ZM33 232H32V237L34 238L35 234L33 235ZM131 233H133V232H131ZM38 234H40V233H38ZM137 234H138V232H137ZM30 235H31V233L29 234V237H30ZM119 236L120 235H118V237ZM144 236H145V234H144ZM113 237H115V236H113ZM123 237H121V239ZM142 238L145 239V237H142ZM137 239H138V237H137ZM128 240H130V239L128 238ZM128 240L126 239V241H124V244L122 245L123 246V252L121 253V255L119 254V256L118 255L116 256L115 254L113 255L112 253H110L108 256L103 257V260L99 261L96 264H111L116 258H119L118 259L119 261L121 260L120 263H117V264H127L124 262L125 260L123 261V258L125 256L128 257L129 252L131 250H133L132 248H130V244L128 243ZM235 244L237 246H235ZM140 245L142 248V243H140ZM26 246L28 247V245H26ZM134 249H135V247H134ZM246 249L248 250V253H250V254H248V253H247L248 255L242 254L243 251ZM14 250H12V252ZM247 250L244 252H247ZM25 251H28V250H25ZM101 251H102V249H101ZM104 251H106V250H104ZM19 252H21V250H19ZM42 252L43 251H41V253ZM15 253H13V254H15ZM17 254H18V252H17ZM43 254H45V252ZM96 254H98V253H96ZM11 256H13V255H11ZM35 256H37V255H35ZM101 256H102V254H101ZM13 257L15 260L16 259L15 256H13ZM8 259H9V257L6 260H8ZM132 259H133V257H132ZM130 260H131V258H130ZM24 261H26V260H23L22 263ZM68 261H69L68 263L61 262L58 264H69L73 260L71 261V259H69ZM11 263L13 264L15 262L11 261ZM32 263H30V264H32ZM5 264H8V263H5ZM15 264H18V263H15Z\"/></svg>",
    "mask_w": 264,
    "mask_h": 264
}]
</instances>
